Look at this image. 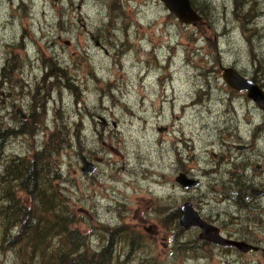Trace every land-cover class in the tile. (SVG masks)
Instances as JSON below:
<instances>
[{
	"label": "rangeland",
	"instance_id": "obj_1",
	"mask_svg": "<svg viewBox=\"0 0 264 264\" xmlns=\"http://www.w3.org/2000/svg\"><path fill=\"white\" fill-rule=\"evenodd\" d=\"M196 1L206 16L183 24L159 0H0V124L15 130L0 193L17 186L4 166L53 131L49 178L89 250L120 227L112 264H219L212 246H181L194 235L174 219L184 200L258 247L233 264H264V195L249 194L264 190V112L220 75L231 66L264 88V0ZM15 249L1 244L0 264H24Z\"/></svg>",
	"mask_w": 264,
	"mask_h": 264
},
{
	"label": "trees",
	"instance_id": "obj_2",
	"mask_svg": "<svg viewBox=\"0 0 264 264\" xmlns=\"http://www.w3.org/2000/svg\"><path fill=\"white\" fill-rule=\"evenodd\" d=\"M190 3L201 18L206 16L201 3L196 0ZM36 105L43 109V103ZM14 132L0 124V155ZM52 133L43 141L41 150L32 151L30 157L16 158L2 170L3 178L7 179L8 175L16 179L17 186H5L0 193V245H16L15 257L24 264H112L114 241L120 237V227L109 228L108 236L97 250L87 248V235L76 227L75 212L49 178L50 174L53 179L60 178L58 165L45 160L49 152L57 153L60 148V142L51 144ZM16 187L25 191L29 203L15 194ZM177 215L176 210L174 219Z\"/></svg>",
	"mask_w": 264,
	"mask_h": 264
},
{
	"label": "water",
	"instance_id": "obj_3",
	"mask_svg": "<svg viewBox=\"0 0 264 264\" xmlns=\"http://www.w3.org/2000/svg\"><path fill=\"white\" fill-rule=\"evenodd\" d=\"M175 18L183 24H190L201 21V15L191 5L190 0H159ZM221 78L226 85L238 91H244L245 95L251 99L264 112V88L252 78L241 74L231 66L221 68ZM16 113L23 117L24 114L16 109ZM78 156L81 161L80 170L86 173L91 172L95 165L79 151ZM175 180L183 187H191L197 184V179L187 176L184 172H178ZM178 224L181 228L198 226L199 236L219 245H232L241 251L256 249L257 246L243 239H233L221 236L217 228L202 219L197 211L192 207L190 201H183L179 205Z\"/></svg>",
	"mask_w": 264,
	"mask_h": 264
},
{
	"label": "flooded vegetation",
	"instance_id": "obj_4",
	"mask_svg": "<svg viewBox=\"0 0 264 264\" xmlns=\"http://www.w3.org/2000/svg\"><path fill=\"white\" fill-rule=\"evenodd\" d=\"M180 172V171H179ZM183 172V171H182ZM185 174H187L186 172H184ZM188 175V174H187ZM190 176V175H189ZM183 187V186H182ZM195 187V185H194ZM183 188H189V187H183ZM192 188V187H191ZM253 197L254 196H259L261 197L262 195H264V190L262 189H255V188H251L249 191ZM256 200V198H255ZM254 200V201H255ZM186 201V200H184ZM189 201V200H187ZM191 202V201H190ZM192 207L197 211V213L199 214V216L204 219L206 222L214 225L217 228L218 233L226 238H237L240 239L239 235L236 234L234 235L233 232L231 230H227L226 228L229 227V221L228 220H224L223 218L220 217L218 212L215 213H205L200 211L201 206H195L192 202ZM254 209H257V207H255ZM178 217H179V206H178V215H177V225L178 227L181 229L179 232H184L185 230L187 231H191L192 233H194L192 238H187L183 244H181V246H186L190 249H196V248H200L202 245H206V246H212L215 248L214 253L216 254L217 258V262L219 264H233L234 263V259H236L234 257V253H245V251H241L240 249H238L235 246L232 245H219V244H215L210 242L209 240L202 238L199 236V232H200V228L198 226H190L189 228H181L178 224ZM222 229H226V231H223ZM187 243V245L185 244ZM193 247V248H192ZM258 249V247L256 248ZM256 249H250V250H256ZM248 251V250H247ZM234 258V259H233ZM188 259H192V257H187L185 256L184 258H181L180 261L184 264H186V260Z\"/></svg>",
	"mask_w": 264,
	"mask_h": 264
}]
</instances>
